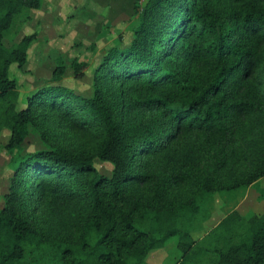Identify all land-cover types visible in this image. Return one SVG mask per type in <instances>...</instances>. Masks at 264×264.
Instances as JSON below:
<instances>
[{"label": "trees", "instance_id": "trees-1", "mask_svg": "<svg viewBox=\"0 0 264 264\" xmlns=\"http://www.w3.org/2000/svg\"><path fill=\"white\" fill-rule=\"evenodd\" d=\"M42 2L0 0L4 149L20 151L31 131L44 145L10 160L0 264H152L171 238L176 264H264V211L232 210L193 236L215 193L264 176V0L135 1L132 38L102 56L89 96L58 83L59 57L51 84L18 108L9 68L36 33L4 39ZM235 162L244 170L225 176Z\"/></svg>", "mask_w": 264, "mask_h": 264}, {"label": "rangeland", "instance_id": "rangeland-1", "mask_svg": "<svg viewBox=\"0 0 264 264\" xmlns=\"http://www.w3.org/2000/svg\"><path fill=\"white\" fill-rule=\"evenodd\" d=\"M135 1L139 7L145 2V0ZM102 2L106 15L111 10L121 12L127 7V0H103ZM48 5L47 3L45 6L46 10L43 4L39 9L30 10V18L22 23L20 30L16 34H9L4 39V42L10 45L19 41L25 35L36 33L35 40L28 47L26 63L21 68L16 63H12L9 68V75L17 81L20 92L18 108L26 105L27 96L35 89L51 84V74L59 57L63 58L66 70L63 79L58 83L73 89L74 92L82 96H89L91 94L93 73L101 62L102 56L111 48L120 50L125 48L132 38L135 26L134 19L128 21L129 23L121 30H113L111 24L97 19L89 24L84 23V27L80 31L77 30L78 33H75L76 29L73 30V27L68 29L71 23L73 20L78 22L77 18L85 21L89 17V10L86 12L80 10V13L76 16L77 18H70V23L66 22L68 17L66 19L65 10L61 11L54 7L55 10L51 12L53 16L49 15V12H47L49 10ZM86 25L89 29L85 28ZM73 57L86 62L87 67L81 72L75 73L70 67ZM9 134L8 128H3L0 133V208L3 206L2 196L8 191L13 173V166L10 161L12 157L25 155L44 147L39 135L31 131L22 149L9 153L4 149ZM95 167L100 173L106 175H109L113 169V165L108 161H96ZM244 167L243 163L235 162L232 172L226 170L224 175L229 176L232 173L242 172ZM203 206L209 210L210 216L204 222L203 230L194 232V237H200L204 230H209L232 210H237L242 215L263 212L264 176L251 186L215 193L211 201L204 203ZM179 258L180 253L175 246V238H171L162 248L150 252L147 262L152 264H176Z\"/></svg>", "mask_w": 264, "mask_h": 264}, {"label": "crops", "instance_id": "crops-1", "mask_svg": "<svg viewBox=\"0 0 264 264\" xmlns=\"http://www.w3.org/2000/svg\"><path fill=\"white\" fill-rule=\"evenodd\" d=\"M102 1L103 0H44L42 4L45 10H46L45 6L47 5V3L49 4L48 5L49 10L47 11L49 12V15H52L51 12L55 10L54 7L58 8L61 11L65 10L64 14L66 16V19L68 17L66 22H70V23H71L70 18L71 17L75 18L80 13V10L85 12L89 10V17L86 18L85 21L80 20L79 18L76 17L78 22H76V20H73V22L71 23V26L68 29H71V27H73V30L76 29L75 33H78V31H80V29L84 27L85 25L84 23L89 24L97 19H101L104 22L111 24L113 26L112 27L113 30L124 29V26H126V24H128L130 21H133L135 0H127V5H126L127 7L125 8L124 11L116 12L111 10L109 13H107V15L104 12L105 7ZM85 28L89 29L88 25H86Z\"/></svg>", "mask_w": 264, "mask_h": 264}]
</instances>
